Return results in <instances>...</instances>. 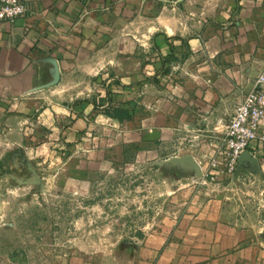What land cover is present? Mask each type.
<instances>
[{
	"label": "crops",
	"instance_id": "obj_1",
	"mask_svg": "<svg viewBox=\"0 0 264 264\" xmlns=\"http://www.w3.org/2000/svg\"><path fill=\"white\" fill-rule=\"evenodd\" d=\"M27 3L24 16L0 21V109L36 117L41 140L82 149L83 166L129 149L137 161L191 155L200 170L223 161L214 137L264 70V0ZM247 150L262 160L256 142ZM193 194L176 195L186 214L147 238L148 261L135 264H264L253 229L187 204Z\"/></svg>",
	"mask_w": 264,
	"mask_h": 264
},
{
	"label": "rangeland",
	"instance_id": "obj_2",
	"mask_svg": "<svg viewBox=\"0 0 264 264\" xmlns=\"http://www.w3.org/2000/svg\"><path fill=\"white\" fill-rule=\"evenodd\" d=\"M31 120L0 109V264L148 261L140 249L186 214L176 195L187 189L194 193L187 204L220 207L226 221L253 229L264 245L263 158L258 168L246 163L213 179L208 167L199 176L174 157L137 161L135 149L111 150L107 166H83L82 149L48 145Z\"/></svg>",
	"mask_w": 264,
	"mask_h": 264
},
{
	"label": "built area",
	"instance_id": "obj_3",
	"mask_svg": "<svg viewBox=\"0 0 264 264\" xmlns=\"http://www.w3.org/2000/svg\"><path fill=\"white\" fill-rule=\"evenodd\" d=\"M164 5L175 7L180 0H160ZM29 11L27 0H0V21L13 22ZM219 143L223 161H209V172L213 179L223 172L237 169L239 155L256 142L260 158H264V70L257 76L254 86L235 107L225 130L214 137ZM256 157L255 155H252ZM257 158V157H256Z\"/></svg>",
	"mask_w": 264,
	"mask_h": 264
},
{
	"label": "water",
	"instance_id": "obj_4",
	"mask_svg": "<svg viewBox=\"0 0 264 264\" xmlns=\"http://www.w3.org/2000/svg\"><path fill=\"white\" fill-rule=\"evenodd\" d=\"M170 162H177L180 164H188L192 169H194L196 175H201L200 167L193 159L191 155H184L181 157H174L169 159ZM248 163L253 168H258V159L250 154L248 150H244L238 158L237 168L242 169L243 166Z\"/></svg>",
	"mask_w": 264,
	"mask_h": 264
}]
</instances>
